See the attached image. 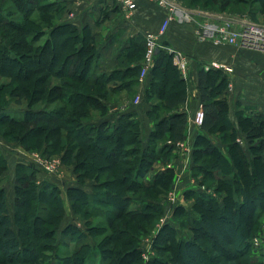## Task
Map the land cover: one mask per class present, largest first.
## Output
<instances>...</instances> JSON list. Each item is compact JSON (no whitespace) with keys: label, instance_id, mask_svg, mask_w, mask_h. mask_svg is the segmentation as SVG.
Segmentation results:
<instances>
[{"label":"trees","instance_id":"obj_1","mask_svg":"<svg viewBox=\"0 0 264 264\" xmlns=\"http://www.w3.org/2000/svg\"><path fill=\"white\" fill-rule=\"evenodd\" d=\"M198 1L189 0L190 4L184 6L225 11L237 4H241V8L252 2L205 0L202 6L195 5ZM206 1L211 4L207 6L209 3ZM258 2L257 8L264 13V0ZM63 12L64 5L57 0H0V74L10 71L14 75L23 74L32 79L28 85L0 83V100L3 103L5 94L15 97L18 104L28 99V105L19 115L9 112V106H1L0 126H18L12 135L13 139H22L21 142L25 140L23 143L26 146L33 138L42 143L40 136L33 137L35 132L51 130L53 135L50 139L57 146L61 147L62 141L70 138L73 140L71 145L63 146L74 151L80 144L89 142L104 158L109 159L115 171H107L105 178L93 183L92 191H86L78 185L67 186L66 193L74 213L100 216L104 223L96 229L98 232L110 230L111 233L92 245L86 241L88 231L69 222L61 231L75 240L76 245L65 256L66 260L55 259L56 251L40 264H51L49 261L52 260L53 264H85L91 254L88 249L92 250V246L99 252L100 264H142L139 235L148 230L144 222L153 221L160 213L162 207L156 197L165 194L170 188L173 176L171 167L152 168L158 160H161L160 163L170 160L175 142L186 136L187 115L178 108L186 99L185 79L173 63L172 53L166 47H160L154 54V63L150 68L152 78L144 92L145 101L150 103L147 115L153 121L145 144L140 138V121L134 112L122 113L116 122L100 120L107 113L103 98L110 90L107 88L110 80H120V84L111 87V90L131 91L137 85L141 63L135 62L143 59L145 37L141 34L132 36L128 47L121 51L118 63L124 69H116L111 73L100 71L101 54L89 27L79 29L73 23L63 22ZM38 70L57 74L59 82L51 84L49 75H36ZM198 77L204 117L200 125L202 132L193 143L192 170L194 175L202 176V183L213 182L215 190L224 194L220 198L204 189H187L184 193L193 199L192 208L199 215L189 214L181 223L178 222V226L172 221L162 225L155 237L158 252L147 264H175L172 255L180 256L183 251L194 253L190 252L194 257H189L183 264H205L200 257L208 255L209 249L202 242H206L211 249L217 248L215 241H209L205 236L210 235L206 216L203 215L207 210L219 213L226 222H231L227 216L228 211H231L237 213L244 222L241 230L236 229V225L230 233L232 238L238 240L228 241V246H223L217 252L221 255V264H226V261L233 264L239 248L247 252L252 249L250 235L259 214L264 210L261 201L264 199V112L238 104L236 121H233L228 116V102L222 96L228 84L223 70L200 66ZM36 83L45 86L40 88V95L32 97ZM82 86L89 88L88 91ZM68 88L72 91H64ZM43 92L49 102L54 103L51 109L32 106L42 99ZM94 108L101 111L97 119L89 115ZM240 132L244 133L243 138L239 137ZM209 134L216 135L221 143L212 140ZM159 141L162 142L158 146ZM6 167L7 158L0 152V174ZM75 167L82 178L96 168L78 159ZM15 169L18 175L12 212L7 206L6 190L0 183V264H13L21 260L27 264H39L38 257L43 256L42 252L50 244L41 241L33 249V254L25 255L31 239L22 222L31 217L32 222L41 224L60 220L63 214L62 189L54 181H39L37 168L31 163L19 162ZM113 184L117 188L109 189L108 186ZM22 192L32 194L29 202L22 199ZM180 209L189 212L187 207L178 204L174 214L181 212ZM242 211L243 216H240ZM186 227L193 232L192 235L181 232ZM42 236L44 234L40 238ZM106 241L107 248L104 246ZM167 249L168 255L165 253ZM196 252L200 260L196 259ZM227 252L231 254H225Z\"/></svg>","mask_w":264,"mask_h":264},{"label":"rangeland","instance_id":"obj_2","mask_svg":"<svg viewBox=\"0 0 264 264\" xmlns=\"http://www.w3.org/2000/svg\"><path fill=\"white\" fill-rule=\"evenodd\" d=\"M178 1H180L181 4L183 5L190 4L189 0H178ZM204 1L205 0H199L198 1L199 3L195 5L202 6ZM206 2L209 3L207 4V6L211 4L209 1ZM239 5L241 4H237L232 8H227V10L225 11H221V10L219 11L214 8L210 9L208 7L204 10L228 15L234 18H239V17L246 18L248 20L250 19L252 21L264 24V13H261L259 11V8H257L259 6L258 0H252L250 5L246 4V6H243L241 8L239 7ZM41 73L46 75L48 72L45 70L40 72V70H38L36 75H39ZM14 74H15L14 72H10V71L6 72L5 74H0V83H6V84L9 83L11 86L14 85L19 86V84H24V83L28 85L30 83L29 81L32 80L29 79V77L26 78L25 76H23V74L19 76ZM47 75L50 76L51 84L57 81L59 82L60 77L57 76V74L49 73ZM43 86L45 85H40L39 83L38 84L36 83V85H34L35 88L33 91L34 95L32 94L31 96L33 97L40 95L42 92L39 90ZM82 88L86 91H88L89 89V88H85L84 86H82ZM107 88H110V90L108 89L107 96L103 98V102L107 106L106 112H108L111 106L113 105H117V106L119 105L123 106L126 104L130 105V103L134 102L135 96L138 95L137 85L132 87L131 91L127 89L111 90V87L108 85ZM64 91L71 92L72 89L68 88L65 89ZM47 97L48 96L43 92V96L41 97L42 99L38 98L40 100L37 102L35 101L37 105L32 104V106L34 107L41 106L46 109H51L54 106V103L49 102V99ZM27 101L28 99H25L22 101L21 104H18L15 102V97H10L7 94H5V98H4L5 103H3L2 100H0V107L9 106L8 107L9 112L15 115H19L21 114V110H23V108L28 105ZM100 114L101 111L98 108H94L91 110L89 115L92 119H97L100 117ZM192 124L194 126H197L193 122ZM17 127L9 126V125L0 126V152L2 153L4 152L3 154L5 155V157L8 158L7 167L0 174V179H1L0 183L3 187L6 186L8 190H11L13 196H15V188H16L15 181L18 175V171H16L15 169L17 163L15 164L14 162H16V159H18V157L20 158L22 157L27 161L31 160L32 162L30 163L33 164L35 168H37V171L39 169L47 173L48 175H52L56 177L58 182H60V180L63 179V177L64 180L69 181L70 177L74 175L75 180L78 182L80 181L81 183H95L97 180L100 181L103 178H105L107 171L110 170L113 172L115 171L113 168V164L110 162V160L104 158L103 154L98 152V150L95 147L90 146L89 142L80 144V147H76L74 151L67 150L63 145L66 144L71 145V142L73 141L72 139L69 138L65 141H62L63 143L61 147L57 146V144H55L54 141L50 139L52 138L53 132L51 130L49 132H45V130L43 129L41 131H38L37 133L35 132L34 134H32L35 135L33 137L40 136L42 138V143L40 144L39 142L35 141V138H33L32 140H29V144H27L28 142L26 143L27 145L30 146L29 147L23 143L25 140L21 142L22 139L21 141L17 139H13L14 137L12 135L17 129ZM4 133H6L7 135L4 136L3 135ZM217 140L218 142L221 143V140L219 138ZM161 142L160 141L157 142V145L159 146ZM192 149H193V145L191 144L189 146L183 143V145L175 146L173 156L171 157L170 160H168L166 163H160L161 160H158L156 161L154 167L152 168L153 170L154 169L156 170V169L165 168L167 165L170 164L172 166L174 165V167L171 168L172 171L171 173L173 176H172V183L170 188L166 190L165 194L159 196L157 195L156 197L162 209L160 213L156 215L153 221L150 219V221L146 220V222H144V226H146L148 230L146 231V233L139 235V249L141 251L140 254L142 257V264H147L149 259L155 256L156 253L158 252L155 246V237L159 229L162 227V225H164L166 222L172 221L176 224V226H178V224L181 223V220L184 217H187L189 214L199 215L197 210L195 208H192L193 199L189 195L185 194L184 193L185 191L183 192V189H185L187 186L193 185L199 187L198 189H204L207 192L213 195H217L220 198L224 194L223 192L215 190L214 188L215 183L213 182H210V184L202 183L201 182L202 176L201 175L196 176L193 174V170L189 166L191 161L194 162L193 153L188 155L189 151H192ZM187 156H189V158ZM77 159L80 162L82 161L89 162L90 164L94 165L96 168L88 171L87 177L82 178V176H80L79 174V169L75 167V164L77 163ZM79 167H81V165ZM184 171L185 172L189 171V175H188L189 180L187 181L188 184L187 186L184 185L182 186L183 183H181L180 186H177L176 185L177 180L175 181V178H177L179 174ZM36 175L38 180L41 181L42 179H39L38 177L39 173H37ZM12 182L14 183V186H12ZM59 186L62 189L61 195L63 198V214L61 215L60 220L55 219L54 221H52V224H49L48 222L47 224L46 223L41 224L40 222L37 223L32 222V217H31L29 220L27 219V221L22 222L31 239L27 247L28 250L25 251V255H28L29 253L33 254L34 253L33 249H35L36 245L39 244L41 241L50 244V246H48L49 248L42 252L43 256L38 257L37 263L39 264L44 260L45 261L48 260L50 255L52 256L53 253H55L56 251L59 254L56 253L55 259L61 260L63 258L64 261L66 260L65 256L68 253H70V251L76 245L75 240H71L67 234L65 235L61 231V229L65 227L68 221L76 223L81 230L88 231L86 241H89L92 245L93 243L102 241L103 239H105L106 235L111 233L110 230H105V231L101 230L98 232V229H96L98 226H101V224L104 223V220L100 216H91V215L89 216V215H83L82 213H74L72 211L70 199L68 198L66 193L67 186L66 185L63 186L59 185ZM87 186H88L87 189H89L90 191L93 190V186L90 185ZM108 188L115 190L117 187L116 185L113 184V185H109ZM30 195H32L30 192L21 193V197L25 202H29ZM67 198L70 205H68V203L64 201V199L67 200ZM261 201L262 203H264V199H262ZM178 204H182L185 207H187L189 212H184V210L180 209L181 212L183 213L179 212L178 214H174L175 206ZM103 207L107 208V206H103ZM12 211L13 210H11L10 212ZM228 213L229 214H227V216L231 218V222H226V219H223L220 216V214L216 213L215 211L207 210L203 212V215L206 216V221L208 223L207 227L210 233L209 236H207L206 234L205 236L209 239V241L213 240L217 244L216 249L214 248L211 249V247L206 242H202V244L209 249L208 255H204L200 257L202 259L201 261L205 262V264H213L220 262L222 263L221 255L217 253L218 250L223 248V246L227 247L228 241L230 240L232 241L235 239L234 241L236 242L238 240L236 237L232 238L230 233L235 228L236 225H237L236 229L241 230L244 222L238 217L237 213L234 214L231 211H228ZM243 213L244 211L240 212V216L241 215L243 216ZM22 214L24 215V213L21 212V215ZM139 220L141 221V218ZM51 227L54 229H52ZM90 227L92 229H90ZM129 227L132 228V225ZM181 232L185 235L193 234V232L189 230L187 227L181 230ZM42 234H44V236H42L41 239L40 235ZM250 238L253 243L252 249L249 252H247L245 250H240L239 248L238 249L239 251L236 252L237 258L234 262L237 264H264V210H262L261 213L259 214L256 224L254 225L253 231L251 232ZM255 238H257V243H255ZM104 246L105 248L108 247V241L105 242ZM88 251H91V254L87 257L85 264H100L101 258L97 249H94V247L92 246V250L88 249ZM167 251L168 249L165 251V253H167ZM190 252L192 251L189 252L183 251L182 253H180V256L172 255L171 259L175 264H183L185 263V261H187V259H189V257L191 258L194 257L190 255L191 254ZM192 254L194 253L192 252ZM225 254L230 255L231 253L227 252ZM166 255H168V253ZM199 256L200 255L197 253L196 259L197 258L199 259ZM211 256L214 257L211 259ZM49 262L53 264V260ZM224 263L232 264L229 261H226ZM13 264H27V262H23L21 260L20 262L15 261L13 262Z\"/></svg>","mask_w":264,"mask_h":264},{"label":"crops","instance_id":"obj_3","mask_svg":"<svg viewBox=\"0 0 264 264\" xmlns=\"http://www.w3.org/2000/svg\"><path fill=\"white\" fill-rule=\"evenodd\" d=\"M57 1L62 2L64 5V12L61 18L63 22L73 23L79 29L85 26L89 27L100 50V71L107 73L120 68L124 69L118 63V57L121 51L128 47L132 36L141 34L145 37L148 32H156L166 16V8L161 6L157 0H137L136 7L129 14L120 7L117 0ZM160 42L162 44L161 47H166L168 51L169 48L180 50L187 58V79L184 78L186 99L178 107L179 110L184 111L187 115L186 136L182 140L185 144L193 145L195 137L202 132L200 126H194L191 122L194 112L199 107H202L198 89L200 66L208 69L206 67L211 62H216L220 66L224 64L232 68L231 71H225L220 66L214 67L221 68L228 79L227 87L224 89L222 96L228 102V116L233 121H236L235 111L238 104L250 106L255 110L264 112V51L256 48L241 47L236 44H214L209 40L199 41L195 37L193 25L176 21L170 22L166 31L160 36ZM141 61L135 63H141ZM173 63L175 64L174 59ZM151 78L150 69L142 80L138 79L137 90L142 98L141 102L123 106L113 105L104 116L100 117V120L116 122L122 113L134 112L140 121V138L144 144L153 128V121L147 115L150 103L144 99V92ZM119 84V79H112L108 82L110 87H116ZM209 137L218 142L216 135L209 134ZM239 137L243 138L244 133L240 132ZM175 146H178L177 141ZM190 154H192V151H189L188 155ZM187 157L189 158V156ZM19 162L30 163L32 161L18 157L14 163ZM193 164L191 161L190 168H192ZM168 166L174 167L171 164L166 167ZM37 173H39V179L51 180L61 186L79 185L84 190L90 191L87 189V185H93V183H79L75 180L74 175L70 177L69 181L64 180L63 177L58 182L56 177L48 175L42 170L38 169ZM188 175L189 171H184L179 176L177 175L178 179L175 178V181L177 180L176 185L180 186L183 183L182 186H187ZM12 186H14L13 182ZM4 188L6 190L7 206L11 211L14 207V196L11 190H8L6 186ZM189 188L198 189L199 187L190 185L183 189V192ZM64 201L70 205L68 198L67 200L64 199Z\"/></svg>","mask_w":264,"mask_h":264},{"label":"built area","instance_id":"obj_4","mask_svg":"<svg viewBox=\"0 0 264 264\" xmlns=\"http://www.w3.org/2000/svg\"><path fill=\"white\" fill-rule=\"evenodd\" d=\"M166 8V16L163 18L156 32H148L145 35V53L141 61L139 80H142L154 63V54L161 47L160 36L166 31L171 21L193 25L194 34L199 41H212L214 44H236L241 47L256 48L264 51V24L246 18H234L228 15L210 12L199 8H188L178 0H157ZM120 7L129 14L137 5V0H117ZM174 62L183 78L187 79V58L180 50L169 48ZM220 64L211 62L206 68L219 67ZM225 71L232 68L221 65ZM141 102L140 95H136L135 104ZM204 112L199 107L193 114L192 122L200 126ZM183 141H177V145H183ZM185 144V143H184ZM257 243V238H255Z\"/></svg>","mask_w":264,"mask_h":264}]
</instances>
